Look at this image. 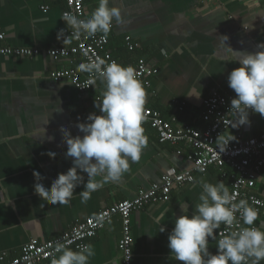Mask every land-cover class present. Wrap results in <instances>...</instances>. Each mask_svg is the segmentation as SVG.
Here are the masks:
<instances>
[{
  "label": "crops",
  "instance_id": "obj_1",
  "mask_svg": "<svg viewBox=\"0 0 264 264\" xmlns=\"http://www.w3.org/2000/svg\"><path fill=\"white\" fill-rule=\"evenodd\" d=\"M83 4L88 19L99 0H84ZM109 7L120 10L122 22L113 20L107 48L118 64L134 68L133 57L140 56L155 71L145 90L144 107L168 118L173 100L186 102L177 126L203 130V100L216 91L235 96L227 78L240 65L234 63L232 50L255 53L260 50L257 44L264 42V0H110ZM66 9L65 0H0V47L42 52L72 47L73 42L64 44L63 38H56L61 29L67 36L68 26L61 19ZM222 36L228 37L224 45ZM125 38L138 45L131 56L123 51L127 48ZM81 63L80 56L58 61L43 53L32 59L0 56V255L6 254V262L17 258L29 240L45 242L60 237L100 210L134 199L139 191L158 183L168 168L182 171L190 166L187 146L159 143L154 131L144 126L147 146L138 162H130L120 182L104 183L86 203L79 196L83 184L74 190L69 204L45 203L34 192V185L39 182L50 188L58 174L73 166V158H65L67 145L60 128L68 129L73 137L83 136L76 124L86 122L90 113L100 115L95 102L104 91L102 82L80 92L67 80L51 79L52 73L65 69L75 70L84 78L87 72L78 70ZM249 120L250 125L240 126L244 137L264 132V117L249 111ZM50 136L54 137L51 141L47 139ZM229 136L235 139L233 133ZM34 172L43 179L37 181ZM80 174L87 183V174ZM204 182H223L230 191L229 181L210 170L205 175L196 174L192 185L172 192L169 202H153L131 212L132 264H183L171 254L168 235L174 220L183 215L180 204L189 205L191 216L194 205L200 202ZM254 193L264 203V167ZM253 226L264 230V207ZM161 227L165 231L161 232ZM122 228V219L116 215L86 241L94 251L88 264L120 263L117 244ZM208 246L214 254L216 241L210 238Z\"/></svg>",
  "mask_w": 264,
  "mask_h": 264
},
{
  "label": "clouds",
  "instance_id": "obj_2",
  "mask_svg": "<svg viewBox=\"0 0 264 264\" xmlns=\"http://www.w3.org/2000/svg\"><path fill=\"white\" fill-rule=\"evenodd\" d=\"M109 2L99 0V6L88 19H78L69 12H65L61 19L73 30L72 36L76 39L82 35L91 38L99 32L106 40L113 20L122 22L120 10L109 7ZM56 38L58 41L63 38L64 44L70 42L63 29ZM227 39V36L220 37L223 45ZM257 48L260 50L255 53L231 49L234 63L240 65L227 78L229 88L235 93L230 107L236 117L235 127L250 125L249 110L264 117V42L257 44ZM78 70L95 73L104 83L101 98L95 102L100 115L90 113L86 122L76 124L83 136L73 137L68 129L60 128L67 145L65 158H73V166L58 174L50 188L39 182L34 185V192L48 205L69 204L74 190L81 184L84 190L79 196L81 202L86 203L104 183L120 182L129 171L130 162H138L147 146L142 127L146 91L135 69L116 61L106 63L103 59H96L81 63ZM47 139L51 141L54 137ZM48 155L54 158L56 154L49 152ZM80 173L87 174V183ZM34 176L37 181L43 179L39 172H34ZM202 188L200 202L194 205L191 216L188 214L189 205L180 204L183 215L174 220V227L168 235L171 254L183 264H248L249 260L251 264H260L264 260V230L253 226L258 210L245 199L236 202L223 182L215 185L204 182ZM222 224L230 231L217 240L216 230ZM160 231L165 229L161 227ZM210 238L216 241V254L209 251ZM55 251L61 254L53 264H88L94 255L90 244L78 245L77 251L57 244Z\"/></svg>",
  "mask_w": 264,
  "mask_h": 264
},
{
  "label": "built area",
  "instance_id": "obj_3",
  "mask_svg": "<svg viewBox=\"0 0 264 264\" xmlns=\"http://www.w3.org/2000/svg\"><path fill=\"white\" fill-rule=\"evenodd\" d=\"M65 3L67 6L65 12L76 15L78 19H85L84 0H65ZM72 31L68 28V39L74 43L70 48L49 49L42 52L36 48L0 47V56L32 59L43 53L52 61L69 56H80L83 63L96 59H103L106 63L116 61L107 48L108 38L106 40L101 38L103 34L98 32L91 38L82 35L76 39L72 36ZM2 39L3 35L0 34V40ZM125 43L129 51L138 48V45L133 44L130 38H125ZM134 69L144 88H149V78L155 73L153 68L144 58H139ZM51 79L54 82L67 80L80 92L91 90L97 81L102 82L95 73H87L84 78H81L79 73L72 69L54 72L51 74ZM234 97L232 94L216 91L203 100L201 116L205 124L203 130L176 125L178 116L186 107L185 101L173 100L168 118H163L157 110L144 107L142 127L148 126L153 130L159 143L187 146L190 149L187 158L190 162L189 168L182 171L168 168L158 183L153 184L148 190L139 191L134 199L100 210L60 237L45 242L31 239L22 246L17 258L6 262V254H1L0 264H48L61 254L55 251L57 244H64L77 251L78 245L86 244L88 239L94 238L97 232L108 225L116 215L120 216L123 222L122 237L117 244L120 255L119 264H132L133 239L129 229L131 212L140 210L153 202H169L172 192L192 185L196 174L205 175L210 170H215L221 180L229 181V192L235 196L236 202L240 199L247 200L253 208L258 210L259 216L264 203L254 192L257 178L264 167V132L256 137H244L240 126L235 127L233 120L235 115L230 110L231 99ZM230 133L234 134V140L229 136ZM177 153L179 154L180 151L178 150ZM240 224L242 225L243 222L240 221ZM229 231L222 224L217 234L218 240L223 235L229 234ZM248 264H251V260Z\"/></svg>",
  "mask_w": 264,
  "mask_h": 264
},
{
  "label": "trees",
  "instance_id": "obj_4",
  "mask_svg": "<svg viewBox=\"0 0 264 264\" xmlns=\"http://www.w3.org/2000/svg\"><path fill=\"white\" fill-rule=\"evenodd\" d=\"M123 48H124V47H123ZM125 48H126V47H125ZM125 48H124L123 51H124L127 55L131 56V55H132V53H131L132 51H127V48H126V49H125ZM139 58H140V56H136V57L134 56V57H133V59H134L135 61H137ZM133 59H132V60H133ZM135 61H134V62H135ZM145 90H147V89H145ZM260 264H264V263H263L262 261H260Z\"/></svg>",
  "mask_w": 264,
  "mask_h": 264
}]
</instances>
